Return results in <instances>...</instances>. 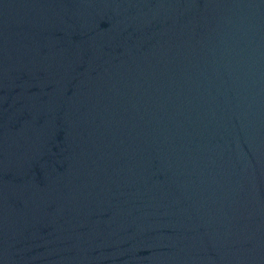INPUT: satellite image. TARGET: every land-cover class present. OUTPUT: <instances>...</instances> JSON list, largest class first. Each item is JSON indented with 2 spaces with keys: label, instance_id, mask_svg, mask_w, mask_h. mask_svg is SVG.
Masks as SVG:
<instances>
[{
  "label": "water",
  "instance_id": "95a60500",
  "mask_svg": "<svg viewBox=\"0 0 264 264\" xmlns=\"http://www.w3.org/2000/svg\"><path fill=\"white\" fill-rule=\"evenodd\" d=\"M0 264H264V0H0Z\"/></svg>",
  "mask_w": 264,
  "mask_h": 264
}]
</instances>
